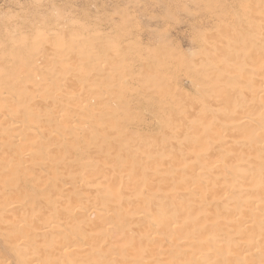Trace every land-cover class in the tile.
Returning a JSON list of instances; mask_svg holds the SVG:
<instances>
[{
  "label": "bare ground",
  "instance_id": "bare-ground-1",
  "mask_svg": "<svg viewBox=\"0 0 264 264\" xmlns=\"http://www.w3.org/2000/svg\"><path fill=\"white\" fill-rule=\"evenodd\" d=\"M67 26L71 27L72 23ZM74 34L63 28L56 32L36 28L30 34H14L16 40L0 50V61L18 62L12 69L15 72L42 69L38 58L30 56L58 62L49 66L45 74L34 72L20 76L24 84H9L0 71V224L11 222L9 212L30 208L21 200L23 190L33 188L41 193L42 199L50 201L66 196L61 204L52 203L44 209L47 215L53 216L36 228L26 221L13 222L27 232L26 236L16 238L17 244L24 245L34 235L45 238L47 234V250L61 251L50 261L32 264H264V78L259 79L258 84L249 81L253 94L239 105L238 115L233 111L232 128L236 135H249L247 145L240 146L257 153L253 163L237 168L249 180L246 184L224 183L228 178L225 175L234 167H226L220 161L204 162L210 166H199L190 179L200 191L186 190V179L175 178L172 183L176 187L167 195L160 194L171 206L170 210L159 214L158 218L149 217L148 206L139 207L154 196V191L146 188L141 178L151 168L148 158L153 159L158 153L152 150L145 156L142 151L134 150V146L122 150L120 142L125 124L119 120H115L112 137L104 146L89 152L90 162L86 165L94 166V154L106 157L110 164L106 173L110 177L117 174L118 182L97 188L79 174H69V179L59 174L40 185L39 179L37 185L33 183L32 171L38 170L45 176L56 164L52 153L68 154L71 152L66 147L80 148L78 131L88 128L91 135L103 133L99 126L102 122L116 119L118 110L132 107L128 94H117L119 86L123 88L126 82L120 76L132 70L128 64L115 61L121 54L120 49L113 48L109 56H99L98 44H90L98 38L96 34L82 39L73 37ZM17 40L26 46L20 47ZM40 41L53 43L40 46ZM228 46L226 43L224 47ZM236 48L243 61L263 60L259 71L264 72L261 33L243 34ZM103 69L110 70L104 87L99 72ZM213 135L216 137V132ZM33 143L39 150H31ZM135 153L139 156L134 159L139 167L132 178L125 179L122 170ZM223 155L236 159L232 151H224ZM200 158L207 160L208 155L202 152ZM6 164L11 166L6 168ZM158 164L160 159L155 163ZM76 167L81 169V164L77 163ZM211 168L219 175L211 177L210 181L202 180L199 174ZM246 195L256 198L246 199L244 207L231 208ZM10 199L13 200L8 201ZM196 202L201 203L198 206L201 217L194 215L188 222L175 224L177 220L173 219H178L177 214L188 216L195 212ZM131 204H135L133 209ZM59 233L65 235L55 238ZM34 248L33 253L39 255L40 251Z\"/></svg>",
  "mask_w": 264,
  "mask_h": 264
},
{
  "label": "rangeland",
  "instance_id": "rangeland-1",
  "mask_svg": "<svg viewBox=\"0 0 264 264\" xmlns=\"http://www.w3.org/2000/svg\"><path fill=\"white\" fill-rule=\"evenodd\" d=\"M67 23H72V26L68 27ZM36 28L52 32L63 28L67 32L74 31L73 37H81L77 39L96 34L98 38L91 40L90 44H98L99 56H109L113 48L120 49L121 54L115 61L128 64L132 70L128 75L120 76L126 82L122 85L124 89L119 86L117 94H128L132 107L120 109L116 119L102 122L99 126L103 133L91 135L88 128L78 131L77 145L80 148L66 147L71 152L68 154L52 153L56 164L45 176L38 170L32 171L35 175L33 183L37 185L39 179L40 185L59 174L66 179H69V174H79L97 188L118 182L117 174L110 177L106 173L110 166L106 157L94 154V166H86L90 162L87 159L89 152L101 149L112 137L115 120L125 124L120 142L122 150L127 151L134 146V150L142 151L145 156L152 150L158 153L155 158H148L151 168L141 178L144 186L154 191V196L139 207L148 206L149 217L158 218L159 214L170 210L171 206L162 200L160 194L167 195L176 187L172 183L175 178L186 179V190L200 191V187L192 184L190 179L199 166H210L204 162L220 161L226 167H234L230 174L225 175L228 177L226 184H246L249 181L237 168L253 163L257 153L240 146L247 145L249 135H236L232 128L235 120L233 111L238 115L239 105L253 94L249 81L258 84L259 79L264 78V72L259 71L263 60L243 61L236 47L239 37L248 32L261 33L264 44V0H0V50L16 40L14 34H30ZM15 42L20 47L26 46L20 40ZM224 42L229 46L224 47ZM52 43L40 41L38 45L49 46ZM61 54L64 55L65 51ZM30 58H38L42 64L40 71L15 72L12 69L17 66V61H0V71L9 84H24L20 76L34 72L45 74L49 66L58 65L50 58ZM141 59H147V63L139 61ZM69 60L75 62L73 58ZM99 72L104 87L110 70ZM203 106L207 109L203 110ZM213 132H216V137ZM88 141L91 144L88 145ZM31 150H39L38 145L33 143ZM224 151L234 152L236 159L224 156ZM202 152L208 155L207 160L200 158ZM136 157H139L137 153L128 158L127 166L122 170L125 179L132 178L139 167V162L134 160ZM158 159L160 164L155 165ZM77 163L81 164V169L76 167ZM10 166L6 164V168ZM218 175V171L211 168L201 172L199 177L210 181L211 177ZM160 188L163 189L161 192ZM23 191L25 194L21 200L30 208L9 212L11 222L0 224V264L44 263L61 252L47 250V234L45 238L34 235L27 238L26 244H17L16 238L26 236L27 232L23 226H16L13 222L26 221L36 228L53 216L47 215L44 209L52 203L61 204L66 196L50 201L42 199L41 193L33 188ZM255 198L246 195L231 208L244 207L246 199ZM199 205L200 202L195 203L196 210L191 215L177 214L179 220L173 219L177 220L175 224L188 222L194 215L200 218ZM134 207L135 204L130 205L131 209ZM64 235L59 233L55 238L60 239ZM34 247L40 251L39 255L33 253Z\"/></svg>",
  "mask_w": 264,
  "mask_h": 264
}]
</instances>
